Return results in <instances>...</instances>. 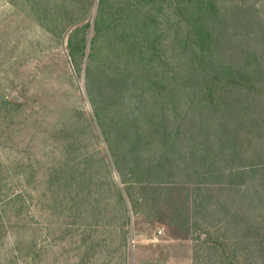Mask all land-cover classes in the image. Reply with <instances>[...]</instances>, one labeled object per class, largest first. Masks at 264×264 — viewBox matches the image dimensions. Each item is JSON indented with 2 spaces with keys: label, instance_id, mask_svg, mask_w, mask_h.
<instances>
[{
  "label": "rangeland",
  "instance_id": "obj_1",
  "mask_svg": "<svg viewBox=\"0 0 264 264\" xmlns=\"http://www.w3.org/2000/svg\"><path fill=\"white\" fill-rule=\"evenodd\" d=\"M61 1L0 0V264H213L212 250L200 259L196 254L203 239L223 231L215 220L223 212L215 208L219 198L241 219L229 225L236 245H264L262 168L236 177L231 191H220L209 163L198 165L193 156L202 142L206 151L224 143L230 152L251 139L264 150V85L259 97L252 87L264 76V0H248L245 9L240 3L243 22L251 15L257 22L249 27L235 26L225 6L216 4L207 22L212 37L203 47L191 37L185 49L178 45L186 42L184 31L178 30L173 47L169 43L175 31L163 2L155 32L164 52L186 69L192 61L195 80L204 86L224 78L232 80L231 90L217 105L201 99L203 87L195 81L186 91L162 90L142 99L136 92L147 82L129 80V90L121 93L135 126L128 127L133 142L120 140L110 117L103 114L102 123L95 117L93 104L106 109L102 102L111 94L85 60L79 71L68 55L71 20L89 23L90 39L98 0H65L58 25L33 17L41 16L44 4L51 8ZM140 132L145 136L137 144ZM163 158L167 171L158 164ZM194 161L203 175L185 174ZM144 162L146 170L137 175ZM244 256L238 264L250 263Z\"/></svg>",
  "mask_w": 264,
  "mask_h": 264
},
{
  "label": "trees",
  "instance_id": "obj_2",
  "mask_svg": "<svg viewBox=\"0 0 264 264\" xmlns=\"http://www.w3.org/2000/svg\"><path fill=\"white\" fill-rule=\"evenodd\" d=\"M164 1L167 2L169 7L167 16L171 17L172 25L170 27L175 31V35L170 38L171 41L169 42L172 47V41L177 37L179 31H184V36L186 38V42L183 44L179 41V48L185 49V47L189 46L188 40L191 37L194 38V43L198 40V44L203 47L207 43V39L212 37L207 28V22L208 19H213V8L218 3L225 6L224 12L231 13L230 15L233 17V24L235 26L246 27L249 21L254 26L257 24L252 15L248 16L249 21H246L247 24L243 22L244 18L242 19V17L244 13L240 3L245 2V9L248 0H141L139 1L140 3L138 0H98L92 25L93 33L90 39H88L87 36L89 23L84 22L79 25L75 20H71L72 22L70 23H74L75 26L68 35V55L77 70L80 71L81 64H83L85 60L88 72L91 70L95 77L104 81L107 87L105 88L107 89L105 92L111 94V96L107 97L104 102H102L106 105V109H102L103 107L101 108V106L98 107L93 104L94 114L101 123L103 120L100 121V119L103 117V114L113 119L116 125L115 127L118 129L117 136L121 141L133 142L129 140L128 127L130 128L132 126L135 128L127 115H125L129 106L125 107L123 101L124 96L121 93L122 89L129 90V87H127L129 80H131V82L135 80L136 82L141 81V83L147 82L145 87L140 88V90L136 92V96L142 99L144 98L143 96H150L152 98L154 96L152 95L153 92H155V96L159 95L162 90L167 92L172 91L174 93V90L178 88V90L185 89L186 91L195 81L198 87H203L202 90H199L201 91V99L211 100L212 104L216 103L217 105V102H222L224 98L223 93H228L231 90L228 83L232 80L226 81L224 78H213L208 80L207 86H204V82L195 80L197 77L192 61L187 63L186 69L181 64L175 63L174 58L170 56L169 53L164 52V46L162 43L160 44V37L156 35L155 32V29L159 25L158 23H160V13L163 12L165 8V4H163ZM176 1L183 2L182 6L177 7L178 4L176 5ZM48 6L46 4L43 5L40 17H37L38 15L36 13L33 14L36 17H33L35 19L39 18L38 21H43L41 20V18H43L58 25L61 23V18L66 15L64 13L65 7L67 6L65 0L54 3L51 8ZM176 25L178 26L176 27ZM224 29V27H220L219 31H224ZM192 32L193 35L191 36ZM177 40L178 39L175 41ZM189 73H191V76H188ZM186 80L190 85L186 83ZM263 80L264 76L262 83ZM236 83L237 82H233L232 84L235 85ZM262 83L259 87L255 85L252 86L253 93H256L255 97H259L261 92H263L262 85H264V83ZM89 99L91 103L94 102L90 96ZM149 100L155 101V99ZM19 106L20 104H17L15 106L16 109H19ZM137 113L141 114L140 111H137ZM140 124L143 123L140 122ZM148 124V128H152L155 123L151 121ZM104 136L107 143H110L109 137L106 134H104ZM144 136L145 135H141V132L137 135V139H135L138 141L137 144L141 143V137L143 138ZM248 140L249 142L243 140L238 146H234L235 149H231L230 152H227V149H225L227 146L223 142L220 150L214 149L213 152L206 151L205 148L207 144L202 142L201 152L198 154L193 153L194 159H197L199 162L198 165L200 163H209L210 174L213 173L215 176L213 184L217 185L218 190L231 191L236 185V177L243 178L248 174L258 172L261 168L264 171V150H259L260 147L254 148L252 146L253 141L251 139ZM213 142H216V140L213 139ZM170 145L172 144L170 143ZM117 147L121 146L117 145ZM122 147L124 150L129 149L125 148L123 145ZM163 147H165V141ZM217 147L219 148V146ZM109 148L111 152H114L110 144ZM203 150L205 153L202 152ZM229 155L230 158L228 157ZM230 160H232V162H230ZM166 161L165 158L158 161V164L162 169H165V171H167ZM233 161H236L237 165H234ZM114 163L119 171L118 162L115 160ZM141 164L142 165H138L137 169L139 170L137 175L144 173V170H146L145 164L148 163L144 162ZM194 164L195 165H191L187 170H184L185 174H188V176L193 174L203 175V173L199 171V167L195 161ZM143 165L145 168H143ZM211 165H213V170ZM122 182L124 181L122 180ZM205 182L206 180L204 177L198 178V185H195V187L197 186L200 190L203 188L201 184ZM240 182H237V184ZM125 189L127 190V188ZM213 189H215L214 185ZM126 192L134 208V198L131 192ZM202 200L204 201V198H201V201ZM219 201L220 202L216 204L215 208L219 207L220 211L223 210V212L216 214L217 218L215 220L218 223L222 222L223 226L220 230L223 231L221 235L213 236V240L203 239L200 244L201 248L197 250L196 256L200 259L202 258L201 255L207 253V250H212L213 257L216 260V262L213 261V264H238V257L240 254H245L244 257L246 260L250 261L249 264H264V245L259 243L258 240L257 242H248V245L244 246L236 245L238 242L234 240L235 235L232 234L233 232L229 231V225L233 222L238 224L241 219L237 211L231 210L229 205L227 206V201H223L220 198ZM214 210L216 209H213V211ZM180 227L187 229V225L185 226V224ZM250 231L251 229H248L246 233ZM243 235L246 236L245 232ZM234 244L236 246H233ZM259 257L263 259L261 262H257Z\"/></svg>",
  "mask_w": 264,
  "mask_h": 264
}]
</instances>
